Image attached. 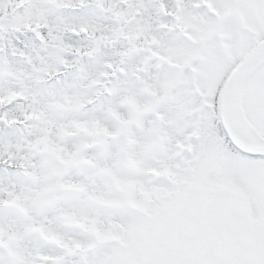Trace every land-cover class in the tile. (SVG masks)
Here are the masks:
<instances>
[{"label": "snow or ice", "instance_id": "snow-or-ice-1", "mask_svg": "<svg viewBox=\"0 0 264 264\" xmlns=\"http://www.w3.org/2000/svg\"><path fill=\"white\" fill-rule=\"evenodd\" d=\"M0 264H264V0H0Z\"/></svg>", "mask_w": 264, "mask_h": 264}]
</instances>
